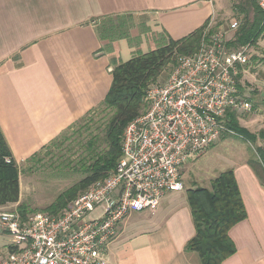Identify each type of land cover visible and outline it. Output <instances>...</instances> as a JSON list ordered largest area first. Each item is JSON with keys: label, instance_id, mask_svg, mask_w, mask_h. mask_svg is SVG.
I'll return each mask as SVG.
<instances>
[{"label": "crops", "instance_id": "1", "mask_svg": "<svg viewBox=\"0 0 264 264\" xmlns=\"http://www.w3.org/2000/svg\"><path fill=\"white\" fill-rule=\"evenodd\" d=\"M253 1L0 0V129L18 167L102 105L115 61L153 51L168 37L186 38L209 23L216 30L221 18L240 16ZM122 16L134 18L131 37L102 40L98 21ZM255 52L239 79L242 95L253 107L255 95L261 104L241 125L252 133L264 131V95L254 89L264 84V37ZM244 114L237 115L239 123ZM249 161L232 168L248 218L230 230L237 252L223 264H264V187ZM182 192L167 194L154 214L129 215L108 248V264H201L196 252L186 250L196 227ZM0 240L2 262L14 240Z\"/></svg>", "mask_w": 264, "mask_h": 264}, {"label": "built area", "instance_id": "2", "mask_svg": "<svg viewBox=\"0 0 264 264\" xmlns=\"http://www.w3.org/2000/svg\"><path fill=\"white\" fill-rule=\"evenodd\" d=\"M259 7L264 13V0ZM239 29L237 21L206 26L198 50L177 57L167 81L148 88L115 170L64 213L1 212L0 235H9L15 250L0 264H108V248L129 215L154 214L167 194L182 192L185 166L233 134L227 115L252 110L239 79L256 52L251 44L230 46Z\"/></svg>", "mask_w": 264, "mask_h": 264}, {"label": "trees", "instance_id": "3", "mask_svg": "<svg viewBox=\"0 0 264 264\" xmlns=\"http://www.w3.org/2000/svg\"><path fill=\"white\" fill-rule=\"evenodd\" d=\"M253 11L252 21H246L240 27L230 46L237 48L248 44L257 45L264 37V13L257 0L253 1ZM112 18L114 17L107 19ZM118 26L110 24L105 29L98 26L100 38L108 41L127 39L128 34L119 30L123 26ZM205 29L206 26L181 40L168 37L164 44L153 51L145 54L138 52L126 62L113 63L112 85L104 102L98 108L104 107L113 112L105 131L108 150L98 155L97 160L88 166V175L79 184L59 196L57 201L47 208V213L57 215L69 202L115 170L121 159L124 131L144 110L148 88L158 83L165 70L174 65L177 57L192 55L198 50ZM256 107L258 104H254V107L252 105L253 110ZM226 126L233 136L256 146L257 158L250 160L248 165L264 187V131L250 132L241 126L235 113L227 115ZM259 141L263 143L262 146H259ZM93 144L91 142L90 146ZM20 173L0 129V208L20 203ZM186 194L196 227V234L187 244L186 250L196 252L201 264H223L237 252L229 235L230 230L248 218L234 171L229 170L212 180L210 188H192L187 190ZM19 210L23 218L28 216L24 206H19ZM10 250L14 251L15 248L11 247Z\"/></svg>", "mask_w": 264, "mask_h": 264}, {"label": "rangeland", "instance_id": "4", "mask_svg": "<svg viewBox=\"0 0 264 264\" xmlns=\"http://www.w3.org/2000/svg\"><path fill=\"white\" fill-rule=\"evenodd\" d=\"M259 2L260 0H257L258 4ZM249 6L246 9L243 8V12L238 11L240 16L232 14L221 18L219 27L227 26L232 21H237L241 27L246 21H252L254 13L253 8L251 9ZM98 22L101 29L108 28L110 24L116 27H119L118 25L123 26L119 30L126 32L128 38L131 37V31L136 29L132 16L114 17L112 20L103 18ZM142 32L139 30L135 31L134 34L137 35ZM257 45H253L255 50H257ZM172 66L170 65L165 70L157 84L167 81ZM254 89L258 90L262 96L264 95L262 87L257 88L255 86ZM254 97V102L257 104L256 95ZM260 105L259 103L258 106ZM260 107L258 110L261 109ZM256 109L257 107L251 113L242 115L241 125L253 118L258 111ZM112 114L111 110L104 107L98 109L94 114L88 115L68 129L50 143L43 152L19 168L21 172L19 206L25 207L24 211L28 216L36 213H47V208L53 205L59 196L79 184L88 175V166L97 160L100 153L108 150L105 131ZM91 142L94 143L93 146H90ZM255 150V145L246 143L231 134H226L216 145L206 150L197 161L185 166L182 174L184 184L182 193L197 187L210 188L212 180L222 173L232 170L236 164L244 160L256 159ZM74 200L57 214L64 213ZM19 206H7L0 209V213L17 212L20 214ZM3 244L0 240V251Z\"/></svg>", "mask_w": 264, "mask_h": 264}]
</instances>
